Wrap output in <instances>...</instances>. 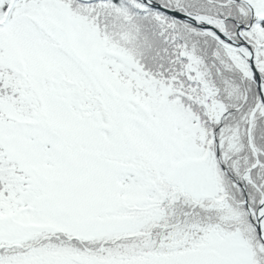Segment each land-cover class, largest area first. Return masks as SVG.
Segmentation results:
<instances>
[{"label":"snow or ice","instance_id":"1","mask_svg":"<svg viewBox=\"0 0 264 264\" xmlns=\"http://www.w3.org/2000/svg\"><path fill=\"white\" fill-rule=\"evenodd\" d=\"M0 264H264V0H0Z\"/></svg>","mask_w":264,"mask_h":264}]
</instances>
